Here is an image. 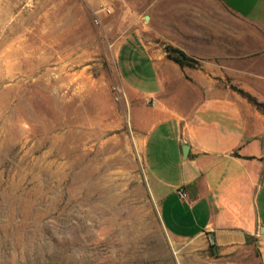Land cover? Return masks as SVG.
Here are the masks:
<instances>
[{"label":"rangeland","instance_id":"obj_1","mask_svg":"<svg viewBox=\"0 0 264 264\" xmlns=\"http://www.w3.org/2000/svg\"><path fill=\"white\" fill-rule=\"evenodd\" d=\"M8 2L0 24V264H256L251 249L221 255L170 238L148 191L144 96L195 87L185 73L201 67L155 37V17L186 10L189 23L201 0ZM138 33L180 80H159ZM166 46L194 67L179 65Z\"/></svg>","mask_w":264,"mask_h":264},{"label":"crops","instance_id":"obj_2","mask_svg":"<svg viewBox=\"0 0 264 264\" xmlns=\"http://www.w3.org/2000/svg\"><path fill=\"white\" fill-rule=\"evenodd\" d=\"M8 1L0 0V24L11 9ZM200 5L189 23L186 10L155 17V37L201 67L185 73L195 87L144 96L148 103L137 122L146 129L141 151L150 171L148 191L173 240L206 243L221 255L251 249L256 264H264V114L230 87L264 104V0ZM137 37L159 80L178 78L167 74L162 49L152 53Z\"/></svg>","mask_w":264,"mask_h":264},{"label":"trees","instance_id":"obj_3","mask_svg":"<svg viewBox=\"0 0 264 264\" xmlns=\"http://www.w3.org/2000/svg\"><path fill=\"white\" fill-rule=\"evenodd\" d=\"M166 49L172 52H175L177 55L174 60L181 66L194 67V60L186 56L183 52L177 51L170 46H166ZM242 97H244L250 104L254 105L264 114V104L258 102L254 97L250 96L248 93L237 89L236 90ZM213 246H211V249Z\"/></svg>","mask_w":264,"mask_h":264},{"label":"built area","instance_id":"obj_4","mask_svg":"<svg viewBox=\"0 0 264 264\" xmlns=\"http://www.w3.org/2000/svg\"><path fill=\"white\" fill-rule=\"evenodd\" d=\"M107 12H109L108 10H107ZM96 22H98V20H99V15H96ZM176 193L182 198V199H186V197H187V195H186V193L183 191V189H177L176 190Z\"/></svg>","mask_w":264,"mask_h":264},{"label":"water","instance_id":"obj_5","mask_svg":"<svg viewBox=\"0 0 264 264\" xmlns=\"http://www.w3.org/2000/svg\"><path fill=\"white\" fill-rule=\"evenodd\" d=\"M209 238H210V242H211V244H213V243H214V240H213V235H212V234H210V235H209Z\"/></svg>","mask_w":264,"mask_h":264},{"label":"bare ground","instance_id":"obj_6","mask_svg":"<svg viewBox=\"0 0 264 264\" xmlns=\"http://www.w3.org/2000/svg\"><path fill=\"white\" fill-rule=\"evenodd\" d=\"M86 185V184H85Z\"/></svg>","mask_w":264,"mask_h":264}]
</instances>
